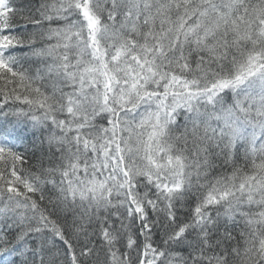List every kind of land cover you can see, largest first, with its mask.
<instances>
[{
  "label": "snow or ice",
  "instance_id": "obj_1",
  "mask_svg": "<svg viewBox=\"0 0 264 264\" xmlns=\"http://www.w3.org/2000/svg\"><path fill=\"white\" fill-rule=\"evenodd\" d=\"M0 264H264V0H0Z\"/></svg>",
  "mask_w": 264,
  "mask_h": 264
}]
</instances>
